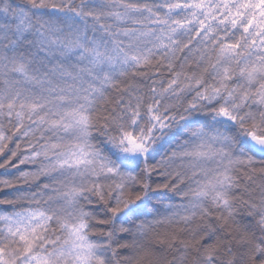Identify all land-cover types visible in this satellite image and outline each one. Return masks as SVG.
Segmentation results:
<instances>
[{
	"label": "snow or ice",
	"instance_id": "6c2138e0",
	"mask_svg": "<svg viewBox=\"0 0 264 264\" xmlns=\"http://www.w3.org/2000/svg\"><path fill=\"white\" fill-rule=\"evenodd\" d=\"M0 264H264V0H0Z\"/></svg>",
	"mask_w": 264,
	"mask_h": 264
}]
</instances>
